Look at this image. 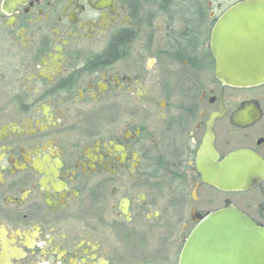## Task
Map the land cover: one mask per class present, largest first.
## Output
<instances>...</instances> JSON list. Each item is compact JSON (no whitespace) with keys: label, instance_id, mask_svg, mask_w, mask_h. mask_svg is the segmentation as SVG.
<instances>
[{"label":"flooded vegetation","instance_id":"af4514ba","mask_svg":"<svg viewBox=\"0 0 264 264\" xmlns=\"http://www.w3.org/2000/svg\"><path fill=\"white\" fill-rule=\"evenodd\" d=\"M243 0H0V264H179L205 215L264 225V84L222 83Z\"/></svg>","mask_w":264,"mask_h":264},{"label":"water","instance_id":"95a60500","mask_svg":"<svg viewBox=\"0 0 264 264\" xmlns=\"http://www.w3.org/2000/svg\"><path fill=\"white\" fill-rule=\"evenodd\" d=\"M215 73L229 86L249 88L264 84V0H243L228 8L212 32ZM229 178L218 176L219 187L244 189L264 175L255 154L235 153ZM179 264H264V225H256L228 205L202 217L187 236Z\"/></svg>","mask_w":264,"mask_h":264}]
</instances>
